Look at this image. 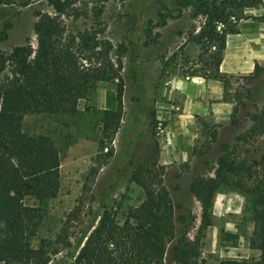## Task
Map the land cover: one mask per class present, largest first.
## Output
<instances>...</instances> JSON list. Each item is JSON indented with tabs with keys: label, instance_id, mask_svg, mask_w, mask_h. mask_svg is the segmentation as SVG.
<instances>
[{
	"label": "rangeland",
	"instance_id": "rangeland-1",
	"mask_svg": "<svg viewBox=\"0 0 264 264\" xmlns=\"http://www.w3.org/2000/svg\"><path fill=\"white\" fill-rule=\"evenodd\" d=\"M180 1L108 0L104 5V36L113 45L123 44L125 52L120 71L121 117L114 135L103 140L102 148L99 120L103 109L115 107L116 81L97 83L88 100L78 101L72 114L23 118V132L48 137L59 155L58 191L40 206L41 226L30 242L35 247L39 238L53 241L58 235L66 237L68 246H54L57 253L50 256L48 264H69L76 242L93 228L102 211L122 222L127 210L143 199L129 175L147 156L163 167L161 180L174 215L189 210L196 216L194 228L187 230L191 238L198 224L199 205L188 191L190 180L206 173L220 145L231 143L242 133L249 126L248 115L264 104V0L263 6L244 11L237 34L225 37L218 67L230 76L225 90L218 81L190 75L195 69L197 46L189 38L201 19L191 18V11L181 7ZM34 7L13 18L12 27L5 30L6 38L0 39V51L22 44L26 36L34 45ZM37 8L49 11L44 4ZM6 11L11 12L9 7ZM83 23L65 20L68 31L81 28ZM1 25L0 17V32ZM255 58L262 61L257 64L263 71L256 81L246 84L244 77L251 73ZM213 132L216 138L212 142ZM245 150L246 157L264 167V136L243 146ZM23 203L34 204L30 198ZM243 206V197L235 192L214 195L210 225L200 239L203 264L257 258V252L248 248L251 226Z\"/></svg>",
	"mask_w": 264,
	"mask_h": 264
},
{
	"label": "trees",
	"instance_id": "trees-1",
	"mask_svg": "<svg viewBox=\"0 0 264 264\" xmlns=\"http://www.w3.org/2000/svg\"><path fill=\"white\" fill-rule=\"evenodd\" d=\"M108 0H0V39L12 27L13 18L36 5L31 14V33L23 43L0 51V262L2 264H48L57 253L54 246H68L66 237L30 242L42 222L40 206L58 191L59 155L44 135L22 130L28 115L72 114L78 101H87L97 83L116 81L114 109H103L99 120L102 139L111 138L121 117V64L125 47L113 45L104 36L101 21ZM121 2L124 0H120ZM191 18H200L190 42L197 54L192 77L211 79L229 86L230 76L218 67L227 35L238 33L246 9L263 6L262 0H181ZM44 4L49 11L38 9ZM88 4H91L87 8ZM9 7L11 12H7ZM82 20L75 31L65 20ZM263 67L253 64L246 84L256 81ZM249 90H246V94ZM238 104L241 105L240 98ZM235 109V108H234ZM249 126L231 143L221 144L214 163L206 173L194 176L188 191L199 205V218L189 210L174 215V207L162 184L163 167L147 156L136 164L129 180L138 186L143 199L129 208L122 222L102 211L92 229L76 242L69 264H203L200 239L210 225L211 206L217 192H235L244 199L243 213L251 226L248 248L257 252L255 260L225 259L217 264H264V167L245 156L242 147L264 136V104L248 115ZM216 133L211 134V141ZM110 154V153H109ZM244 155V156H243ZM94 171L93 169L91 170ZM30 198L34 204L25 205ZM180 209L179 206L176 207ZM179 224L177 229L175 224ZM227 238L233 235L224 233Z\"/></svg>",
	"mask_w": 264,
	"mask_h": 264
},
{
	"label": "crops",
	"instance_id": "crops-1",
	"mask_svg": "<svg viewBox=\"0 0 264 264\" xmlns=\"http://www.w3.org/2000/svg\"><path fill=\"white\" fill-rule=\"evenodd\" d=\"M227 40H226V46H227ZM225 51V50H224ZM255 61H256V63H258V64H260V63H262V61L261 60H259L258 58H255ZM250 68V67H249ZM237 69V68H236Z\"/></svg>",
	"mask_w": 264,
	"mask_h": 264
}]
</instances>
